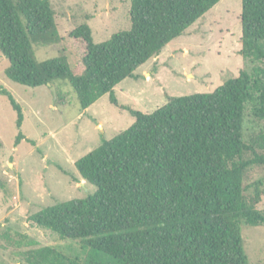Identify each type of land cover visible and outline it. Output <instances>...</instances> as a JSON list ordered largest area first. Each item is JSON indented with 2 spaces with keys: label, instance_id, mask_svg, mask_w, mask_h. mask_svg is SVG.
<instances>
[{
  "label": "trees",
  "instance_id": "16d2710c",
  "mask_svg": "<svg viewBox=\"0 0 264 264\" xmlns=\"http://www.w3.org/2000/svg\"><path fill=\"white\" fill-rule=\"evenodd\" d=\"M219 0H130L129 27L98 43L90 26L69 32L79 44L71 68L58 56L37 61L33 45L58 38L49 0H0V53L5 75L36 87L66 80L81 108L104 94L116 103L114 87L158 54L172 39ZM239 54L249 59L210 92L168 96L151 112L129 108L134 121L75 160L92 193L46 205L29 214L34 225L89 248L80 258L40 245L20 234L26 264H264L251 263L243 248L241 225L264 224L255 197L244 195L243 176L264 155L242 159L249 149L244 117L264 119V0H240ZM17 113L13 95L2 89ZM18 132L16 142L21 138ZM264 146V126L262 127ZM99 253L108 259L98 257Z\"/></svg>",
  "mask_w": 264,
  "mask_h": 264
},
{
  "label": "rangeland",
  "instance_id": "374dc122",
  "mask_svg": "<svg viewBox=\"0 0 264 264\" xmlns=\"http://www.w3.org/2000/svg\"><path fill=\"white\" fill-rule=\"evenodd\" d=\"M58 38L50 45H33L37 61L62 57L73 68L81 54L69 32L81 23L90 26L95 43L127 29L130 0H49ZM240 0H219L186 31L169 41L161 51L137 67L114 87L116 103L108 94L81 108L66 80L30 87L5 75L7 58L0 53V91H9L22 110L20 128L17 113L0 92V264H26L18 247L20 234L40 245L52 246L69 255L84 258L89 248L79 240L60 238L57 233L34 225L28 216L58 201L84 197L94 185L82 179L74 166L80 156L110 139L133 121L129 108L151 112L168 96L210 92L251 62L239 54ZM264 68V60L260 63ZM54 88V90L51 89ZM264 119L245 109L244 139L249 145L242 159L264 155ZM18 132L21 138L16 142ZM264 213V166L251 163L243 176L244 195L255 197ZM243 248L251 263L264 260V224L241 225ZM98 257L108 259L99 253Z\"/></svg>",
  "mask_w": 264,
  "mask_h": 264
},
{
  "label": "water",
  "instance_id": "95a60500",
  "mask_svg": "<svg viewBox=\"0 0 264 264\" xmlns=\"http://www.w3.org/2000/svg\"><path fill=\"white\" fill-rule=\"evenodd\" d=\"M51 89H52V90H54V88H53V87H51Z\"/></svg>",
  "mask_w": 264,
  "mask_h": 264
}]
</instances>
